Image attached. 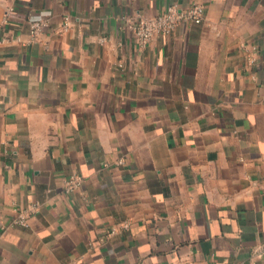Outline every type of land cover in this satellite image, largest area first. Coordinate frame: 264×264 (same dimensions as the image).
<instances>
[{"label": "crops", "instance_id": "obj_1", "mask_svg": "<svg viewBox=\"0 0 264 264\" xmlns=\"http://www.w3.org/2000/svg\"><path fill=\"white\" fill-rule=\"evenodd\" d=\"M10 7L48 26L0 50V264H264V0H0V35Z\"/></svg>", "mask_w": 264, "mask_h": 264}, {"label": "built area", "instance_id": "obj_2", "mask_svg": "<svg viewBox=\"0 0 264 264\" xmlns=\"http://www.w3.org/2000/svg\"><path fill=\"white\" fill-rule=\"evenodd\" d=\"M15 10L8 8L3 19V33L0 35V50L8 43H29L37 41L39 35L48 26L45 19L31 21L29 24L28 38L23 40L19 33L9 31L11 18ZM204 20V7L202 4L194 2L188 7L182 9L176 3H170L166 9L156 15H139L134 19L126 20V28L131 32L136 42L140 46L147 45L151 39L157 34H167L172 32L181 22L192 21L200 23ZM83 179L79 175H72L65 179L64 188L66 192H72L82 185ZM39 209L38 203L31 204L28 208L18 212V216L13 220V223L21 226H28L30 217ZM130 226L129 221L122 224L123 228ZM111 233L115 232L112 228ZM175 264H196L192 261L182 260ZM218 264V263H210ZM239 264V263H231Z\"/></svg>", "mask_w": 264, "mask_h": 264}]
</instances>
